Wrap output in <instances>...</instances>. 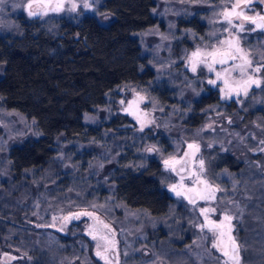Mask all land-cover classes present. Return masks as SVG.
<instances>
[{
	"label": "trees",
	"instance_id": "obj_1",
	"mask_svg": "<svg viewBox=\"0 0 264 264\" xmlns=\"http://www.w3.org/2000/svg\"><path fill=\"white\" fill-rule=\"evenodd\" d=\"M180 1L196 13L188 19L178 18L177 24L203 34L209 20L204 11L209 7L218 10L222 0ZM189 1L192 3H186ZM156 2L103 0L102 8L111 14L106 23L87 12L79 18L67 12L42 18L20 15L13 30L0 31L1 103L34 119L41 130L39 136L12 145L0 165V262H5V256L15 257L10 249L27 254L23 264H56L60 252L65 256L80 254L72 238L65 239V245L59 241L47 244L44 237L37 238V230L24 223L33 196L41 193L66 202L81 194L110 193L125 207L143 209L161 219L148 235L153 247L163 252L160 256L174 264H195L186 248L190 233L188 239L182 238L189 227L182 217L184 208L164 187L165 171L158 158L141 157L136 145L135 139H141L150 128L137 132L132 118L122 112L95 124H87L84 114L104 105L106 96L126 82L148 88L162 104L179 103L186 113L177 112L174 121L179 131L189 135L208 121L207 111L213 107L221 110L215 124L224 120L219 128L226 124L239 128L250 120L264 126V111L254 108L251 100L242 108L235 100L226 103L218 90L200 81L196 83L197 88L203 86L199 94L186 88L176 97L172 95L173 82L164 79L157 83L156 69L137 36L158 23ZM250 35H258L262 42L264 33ZM184 42L185 38L175 41L178 51ZM256 48L264 50V44ZM164 130L157 134L168 141L161 137ZM59 143L69 155L67 159H55ZM210 153L215 169L226 168L241 179L243 196L238 197L244 213L238 232L244 245V264H264V173L252 159H241L233 151L219 154L213 149ZM261 158L264 162V156ZM78 175H84V181ZM87 218L98 225L93 217ZM88 254L91 262L103 264L92 246Z\"/></svg>",
	"mask_w": 264,
	"mask_h": 264
},
{
	"label": "rangeland",
	"instance_id": "obj_2",
	"mask_svg": "<svg viewBox=\"0 0 264 264\" xmlns=\"http://www.w3.org/2000/svg\"><path fill=\"white\" fill-rule=\"evenodd\" d=\"M156 1L155 13L159 19L158 23L138 32L137 36L140 39L144 53L148 55L151 65L156 69L157 83L164 79L173 82L175 90H173L172 95L176 97L177 95L182 96L186 88H191L199 94L203 90V86L197 88L196 83L200 81L201 84L205 83L218 90L220 97L226 103L235 100L238 106L242 108L243 104L246 105L251 100L254 108H261L264 111V90H260L264 86L263 70L255 77L261 80V86L256 87L253 85L247 96L242 91L239 95L233 92L231 95L225 96V93L221 91L225 87L223 81L217 80L216 84L208 83L209 80H216V73L209 72L203 64L197 66L195 73L191 71L189 57L192 52L198 48L210 51L213 46H219L218 41L229 38L228 32L224 31L228 25L223 22V17L219 13L225 5L230 8L231 3H234L235 0H227L228 2L222 0L220 6L217 7L218 10L215 11L213 7H209L204 11L209 15V20H207L208 26L203 34H199L190 28L180 27L177 24L178 18L188 19L196 13L190 8V5H186L180 0ZM43 2L48 3L49 7L41 9L34 5L33 10L37 12V15L29 16L26 8L29 0H4V3L0 4V31L13 30L18 23L16 18L20 15L42 18L51 13L67 12L79 18L87 12L96 15L104 23L111 18V14L102 8L103 0H87L91 4V8L84 7L85 0H43ZM58 3L63 4L62 10H50ZM73 3L77 5L75 11L71 10ZM186 3L190 4L192 2ZM81 8L83 11L80 10ZM245 11L248 15L257 13L264 15V3H261L260 0H251L250 7ZM206 14H203V17ZM234 23L238 24L239 21L236 20ZM253 27V25L246 23L244 32L238 33L236 28H232L231 32L234 37L238 34L241 47L249 53L250 58L253 60V67H255L264 63V50L256 48L264 44V36L261 42L258 35L251 37L250 34L258 32L263 34L264 30L256 29L253 31ZM183 38L186 39V42L180 46L178 51L174 43ZM233 63L239 64L241 61H229V64L223 66L217 64L215 65L216 71L222 72L224 68L231 69ZM248 71L251 74L252 70L249 69ZM177 72L179 73L178 76H176ZM231 79H240L239 70L232 72ZM254 89L258 91L256 92ZM172 95L171 97H173ZM178 101H181V99ZM186 103H189V101L185 100ZM220 111L219 107H213L207 111L208 121L189 135L183 130L179 131L177 128L179 124L174 121L177 112L186 113L184 109L180 108L179 103L162 104L148 88L126 82L116 86L106 96L104 105L84 114V120L87 124H95L109 118L111 115L122 112L132 118L134 121L132 125L136 127L137 132L141 133L143 130L150 128V131L141 135V139L139 137L135 139L136 145L140 150L141 157L154 156L158 158L162 169L165 171L164 187L176 199L177 204L182 205L184 208V212L183 210H179V212H183L182 217L185 218L189 227L188 233L183 234L182 238L191 236L186 248L188 255L195 260V264H223V261L227 259L212 247V234L206 229L201 231L199 225L203 222L204 217L200 215V208H215L217 211L215 214H211L212 219L220 218L224 212L233 217L232 235L239 244L240 264H244V245L238 232L244 213V205L238 197V195L243 196L240 190L241 179L238 174L232 173L226 168L215 169L210 162V151L215 149L219 154L229 150L233 151L241 159H252L257 164V168L264 173V162L261 158L264 156V150H262L264 144L261 143V141H264V126L250 120L244 122L239 128H233L227 124L219 128V126H222L220 123H223L224 120L222 119L220 123L215 124V116L221 115ZM163 129L165 130L162 132L161 137H165L168 141H162L157 134L159 130ZM40 134L41 130L34 119L17 110L6 108L0 100V165L5 159L4 153L12 145ZM190 143L198 144L199 152L196 153L194 161L187 166V170L180 173L185 177L183 183L186 187L193 186L189 174L190 172L200 173L198 161L203 159L205 162L204 171L200 173L202 180H206L213 188L219 189L215 193L216 199L214 201L205 202L198 199L196 204L193 205L183 196H177L171 190L172 185H177L178 190L183 191L179 188L180 175L166 169L164 160L172 157L179 159L184 152L192 151L188 149ZM108 147L111 149L110 146ZM149 148L153 150L148 151ZM57 149L56 160L69 157L68 154L63 152L61 143L58 144ZM108 150L103 155L100 154L99 168L102 167ZM176 167L178 168L180 165ZM80 177L84 181L85 176L81 175ZM198 187L203 188V185H198ZM85 211L94 213L100 220L108 224L114 235L108 234L101 224H98L100 228H98V225H92L87 218L88 216L81 215L79 219L70 218L73 214ZM26 214L23 221L34 228V231L37 230L38 239L44 237L46 243L59 241L61 245H65L64 241L68 237L73 239L72 242L76 244L80 254L65 256L60 252L56 264H76V262L94 264L89 257L88 248L92 246L95 254L97 251L96 244L98 242L104 244V241L99 240V235H107L109 239L116 242L114 259L111 258V251L107 253L112 264H126V262L133 264H174L170 259L160 256L163 252H159L158 246L153 247L154 242L150 241L148 236L149 231L155 225H158L161 219L151 217L146 210L125 207L123 204L118 203L110 193L108 195L81 194L78 198L68 199L66 202L53 200L51 197L49 198L40 193L36 197H32ZM71 224H73L72 229ZM169 226H173V224H168ZM90 228L103 230L97 231V240H93L88 234ZM10 251L13 252L15 257L10 259L5 256L3 258L5 262L1 261L0 264H23L26 261L27 254L24 252L17 249H10ZM100 260L105 264L104 260Z\"/></svg>",
	"mask_w": 264,
	"mask_h": 264
},
{
	"label": "snow or ice",
	"instance_id": "obj_3",
	"mask_svg": "<svg viewBox=\"0 0 264 264\" xmlns=\"http://www.w3.org/2000/svg\"><path fill=\"white\" fill-rule=\"evenodd\" d=\"M195 2V0H193ZM261 3H264V0H260ZM4 0H0V4H3ZM34 5L37 8H48L49 4L44 3L43 0H29V3L26 5L27 13L29 16L37 15V12L34 11ZM251 5V0H235L234 3H231L230 8L225 5L223 10L219 13L223 17V22H225L228 27L224 29L225 32H228V39L218 41L219 46H213L211 50H201L197 49L191 53L189 61L191 63V71L196 72L197 66L203 64L207 67L209 72L216 73V80H209L208 83L216 84L217 80H222L224 88L221 89L225 93V96L231 95L235 92L236 95H239L242 91L245 96H247L249 89L255 85L256 87L261 86V80L256 77V74L264 70V63L259 64L258 66L253 67V60L250 58L248 52H246L240 44V39L238 34L234 37L231 32L232 28H236L239 32L245 31L246 23L253 25L252 30L261 29L264 30V15L259 13L255 15L246 14V9ZM77 5L72 4L71 10L75 11ZM85 8H91V4L85 0ZM63 8V4H56L55 7H52V11H60ZM46 14V13H45ZM238 20L239 23H234ZM241 61V63H233L231 69L224 68L223 71H216L215 65L219 64L221 66L229 64V61ZM249 69L252 70L249 74ZM239 70L240 79L232 80L231 74ZM246 77V78H245ZM131 107V105H130ZM264 144V141H261ZM188 149L192 151L184 152L183 156L179 159L172 157L170 159L164 160V165L166 169H170L175 172L177 175H180L181 172L187 170V166L190 165L195 157L196 153L199 152V145L195 143L188 144ZM152 148H149L148 151H152ZM264 150V149H262ZM200 173L204 171V160L200 159L198 161ZM180 165L179 169L176 167ZM200 173L190 172L189 179H192L193 186L186 187L184 185L185 177L180 175V185L179 188L183 191L178 190L177 185H172L171 190L175 192L177 196H183L188 200L190 204L195 205L197 200H202L205 202L214 201L216 199V191L219 189L213 188L206 180H202ZM198 185H203V188L198 187ZM215 208H200V215L204 217L203 222L199 225L201 231L205 229L212 234L213 244L212 247L221 253L222 257H225L223 264H240L239 257V245L232 235L233 226L232 220L233 217L227 212L222 213L220 218L212 219L211 214L216 213ZM89 216L93 217L98 224L103 225L104 229H108L109 225L104 223L99 219L98 216H95L92 212H82L73 214L71 219H79L80 216ZM67 219V218H66ZM97 229L90 228L88 234L92 237L93 240L98 239ZM114 235V233H113ZM99 240L104 241V244L99 242L96 244V256L105 261V264H112L107 253L109 251L115 250V241L109 239L107 235H99Z\"/></svg>",
	"mask_w": 264,
	"mask_h": 264
},
{
	"label": "water",
	"instance_id": "obj_4",
	"mask_svg": "<svg viewBox=\"0 0 264 264\" xmlns=\"http://www.w3.org/2000/svg\"><path fill=\"white\" fill-rule=\"evenodd\" d=\"M178 169H179V167H178ZM181 173H183V172H181ZM98 228H100V226H98ZM105 231L108 233V234H110L111 236L113 235V233H112V231L111 232H109V230L108 229H105ZM238 243V242H237ZM239 245V244H238Z\"/></svg>",
	"mask_w": 264,
	"mask_h": 264
},
{
	"label": "flooded vegetation",
	"instance_id": "obj_5",
	"mask_svg": "<svg viewBox=\"0 0 264 264\" xmlns=\"http://www.w3.org/2000/svg\"><path fill=\"white\" fill-rule=\"evenodd\" d=\"M114 255H115V252L111 251V256L114 257Z\"/></svg>",
	"mask_w": 264,
	"mask_h": 264
}]
</instances>
